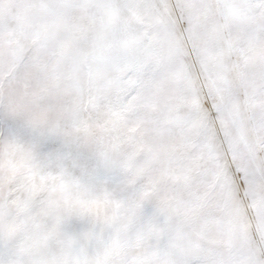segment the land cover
Segmentation results:
<instances>
[{"label": "snow or ice", "instance_id": "1", "mask_svg": "<svg viewBox=\"0 0 264 264\" xmlns=\"http://www.w3.org/2000/svg\"><path fill=\"white\" fill-rule=\"evenodd\" d=\"M0 264H264V0H0Z\"/></svg>", "mask_w": 264, "mask_h": 264}]
</instances>
